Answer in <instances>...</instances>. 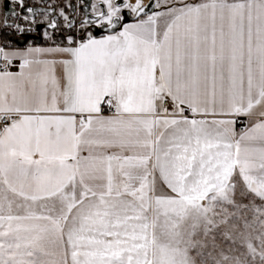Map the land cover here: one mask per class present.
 <instances>
[{
  "label": "snow or ice",
  "instance_id": "6c2138e0",
  "mask_svg": "<svg viewBox=\"0 0 264 264\" xmlns=\"http://www.w3.org/2000/svg\"><path fill=\"white\" fill-rule=\"evenodd\" d=\"M91 7L0 45V264H264V0Z\"/></svg>",
  "mask_w": 264,
  "mask_h": 264
},
{
  "label": "flooded vegetation",
  "instance_id": "af4514ba",
  "mask_svg": "<svg viewBox=\"0 0 264 264\" xmlns=\"http://www.w3.org/2000/svg\"><path fill=\"white\" fill-rule=\"evenodd\" d=\"M129 2H131V1L129 0ZM93 3H96V0H92V2L90 3V8L85 9L83 7V5H84L83 0H24V6L26 4H32V5H39V6H42L44 8H55L56 9L55 13L57 14V17L54 19L57 21V24L60 27V31L55 32L53 29L47 28L48 23L53 19V17H52L53 15H52V13L50 14L49 11H44V12L40 11L39 13H36L35 18L38 21H42V23H39L36 25V31L35 32L18 34V33H16L14 28H9L7 26H4V27L9 28V29H7V31L10 32L8 34V36H9V38L15 39V41L18 38H27L26 37L27 35H30V36L31 35L32 36L37 35V36H41V38H42L41 42H46V40L43 36V32L45 31V29H47L49 32H52L54 34L55 39L57 40V42H59L60 40L64 39L65 34L76 35L75 28L79 27L82 20L95 18V14L93 13L92 7H91V5ZM15 5H16L15 7L17 8V10H20V12L19 11L18 12L21 13V16L26 15V14L21 12V7L18 3H16ZM69 5H72V7H69ZM102 8L106 11V6H102ZM61 9L64 11V14L69 17V19L75 21L74 28L70 32L65 27V21H64L63 17L60 16V14H59ZM122 14H124V13L122 12ZM45 15H47V17H48L47 20L44 19ZM11 20H13L17 23H20L21 25H24L26 27L28 26L25 24V22L22 19H20L18 17L13 18ZM97 28H100V27L94 26V25H89L87 28V31L91 32L93 35H96L94 33V31ZM80 35H83V32H81ZM29 40H34V39L31 38Z\"/></svg>",
  "mask_w": 264,
  "mask_h": 264
},
{
  "label": "water",
  "instance_id": "95a60500",
  "mask_svg": "<svg viewBox=\"0 0 264 264\" xmlns=\"http://www.w3.org/2000/svg\"><path fill=\"white\" fill-rule=\"evenodd\" d=\"M83 2H84L83 7H84L85 9L90 8V3L92 2V0H83ZM148 3H149V1H148L147 3H145V4H148ZM27 7L39 8V9L42 10L41 12L49 11L50 14L52 13V15H53V16H52L53 19L57 17V14L55 13V11H56L55 8H44V7L39 6V5L26 4V5L24 6V9H26ZM13 8L18 12V10H17V8L14 6V3H13L12 0H4V17H5V15H7V20H8V24H9V25H12L13 22H14L13 20L10 19V17L16 18V17H14V16L12 15V9H13ZM21 12L24 13V14H26V15H33V14H28V13L24 12L23 9H21ZM124 14H125V13H124ZM34 15H36V13H35ZM93 19H95V18H93ZM128 19H129V18L127 17V15H125V21H126V22H128ZM118 29H119V28H118ZM118 29H117V30H118ZM94 33H95L96 35H99V34H101V33H107V32H105L102 28H97V29H95ZM26 37H27V38H18V39H16V42H17L18 44H20V45H24V44H26V43L28 42V40L31 39V38H33V39H34L36 42H38V43L42 41L41 36H37V35H34V36L31 35V36H30V35H27Z\"/></svg>",
  "mask_w": 264,
  "mask_h": 264
},
{
  "label": "crops",
  "instance_id": "0c3cea01",
  "mask_svg": "<svg viewBox=\"0 0 264 264\" xmlns=\"http://www.w3.org/2000/svg\"><path fill=\"white\" fill-rule=\"evenodd\" d=\"M0 1H2V0H0ZM3 19H4V4H0V27H1V23H2ZM2 26L4 27V25H2ZM106 34H108V33H102V34L94 35V36L100 37V36L106 35ZM30 42L32 43L33 46H47V43H48L47 41L46 42H39L38 43V42H36L34 40H28V42L26 44L20 45L17 42H16V44H13V43L10 42V46H7L5 48V50L6 51H12V50H16V49L23 50V49H25L29 45ZM2 44H3V41L1 42V39H0V45H2ZM49 58H51V57H49ZM19 63H20V60L18 58L13 59L12 65L10 66L9 70L12 71V72H18L19 71ZM58 72H59V69H58ZM165 107L169 108V110H170L171 109V103L170 102H167V104H165ZM102 109H103V105H102ZM103 114L104 115H110V114L105 113L104 111H103ZM185 115L189 116V118H192V114L190 112H186ZM196 118H200V117H196ZM207 118L208 119H213V118H216V119H227L229 117H224V116L211 117V116H209ZM235 119H237V122L235 124V128H236L237 132H239L240 131L238 129L239 119L243 120L246 123V122H248V117H246V116H240V117L235 118Z\"/></svg>",
  "mask_w": 264,
  "mask_h": 264
},
{
  "label": "built area",
  "instance_id": "2783aa9c",
  "mask_svg": "<svg viewBox=\"0 0 264 264\" xmlns=\"http://www.w3.org/2000/svg\"><path fill=\"white\" fill-rule=\"evenodd\" d=\"M4 63V61L1 59L0 60V65H2ZM167 104V103H166ZM103 111L105 112V113H107V114H112L109 110H108V108H107V106H106V104L105 105H103ZM245 122L243 121V120H241V119H239V122H238V129L239 130H241V129H243L244 127H245ZM3 126V122H0V127H2Z\"/></svg>",
  "mask_w": 264,
  "mask_h": 264
},
{
  "label": "trees",
  "instance_id": "16d2710c",
  "mask_svg": "<svg viewBox=\"0 0 264 264\" xmlns=\"http://www.w3.org/2000/svg\"><path fill=\"white\" fill-rule=\"evenodd\" d=\"M4 29H5V30H4ZM7 29H9V28H7V27H3V28H2V30H1V32H0V36H1V38H3V41H4V40H7V41H9V42H11V43H13V44H16L15 39H13V38H9V36H8L9 33H7V32H8Z\"/></svg>",
  "mask_w": 264,
  "mask_h": 264
},
{
  "label": "rangeland",
  "instance_id": "374dc122",
  "mask_svg": "<svg viewBox=\"0 0 264 264\" xmlns=\"http://www.w3.org/2000/svg\"><path fill=\"white\" fill-rule=\"evenodd\" d=\"M13 1V3H14V6H16L15 4V0H12ZM0 4H4V0H2V1H0ZM19 12H20V10H18ZM10 19H13V17H10ZM3 24L1 23V27H0V32H1V30H2V28H3V26H2ZM5 30V29H4ZM7 33H10V32H7ZM0 39H1V42L3 41V38H1V36H0Z\"/></svg>",
  "mask_w": 264,
  "mask_h": 264
},
{
  "label": "bare ground",
  "instance_id": "6f19581e",
  "mask_svg": "<svg viewBox=\"0 0 264 264\" xmlns=\"http://www.w3.org/2000/svg\"><path fill=\"white\" fill-rule=\"evenodd\" d=\"M131 1V3H135L136 2V0H130ZM149 0H143V2L144 3H147Z\"/></svg>",
  "mask_w": 264,
  "mask_h": 264
}]
</instances>
